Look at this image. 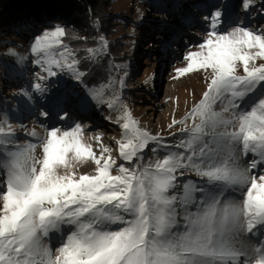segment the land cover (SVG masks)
<instances>
[{
  "label": "snow or ice",
  "instance_id": "1",
  "mask_svg": "<svg viewBox=\"0 0 264 264\" xmlns=\"http://www.w3.org/2000/svg\"><path fill=\"white\" fill-rule=\"evenodd\" d=\"M240 4L248 15L255 7L252 0ZM223 15L220 8L208 13L206 38L176 70L177 76L211 70L208 89L190 114L199 123L189 129L185 117L169 125H185L180 131L190 136L177 147L190 154L142 164L143 150L162 145L164 137L141 130L119 97L105 99L106 84L86 90L83 99L92 107L121 104L116 123L125 139L118 142L119 157L128 166L117 164L103 144L97 156L80 123L70 130L52 127L41 141L40 158L29 155L36 149L32 143L6 151L0 159L7 170L0 194V264H264V241L252 243L254 235L264 237V96L250 110L225 118L264 85V62L255 63L264 61V30L237 25L235 33L221 32ZM64 35L62 26L43 30L33 38V53L37 46H56ZM100 41L107 47L104 37ZM86 51L94 55L96 49ZM76 68L81 83L87 73L78 63ZM56 75L52 71L49 78ZM88 160L94 174H78L77 165ZM188 171L200 179L178 184ZM52 234L60 237L54 249Z\"/></svg>",
  "mask_w": 264,
  "mask_h": 264
},
{
  "label": "rangeland",
  "instance_id": "2",
  "mask_svg": "<svg viewBox=\"0 0 264 264\" xmlns=\"http://www.w3.org/2000/svg\"><path fill=\"white\" fill-rule=\"evenodd\" d=\"M182 1L188 5L182 4L179 7L175 0L172 4L173 8H169V3L164 5L160 2L151 4L142 0H113L110 13L112 24L108 27L110 41L122 43V45L120 46L121 60L114 63L116 77L107 84L111 86L104 89L105 99L119 97L123 105H126L127 110L130 111L132 119L138 122V127L141 130H146L152 135L158 134L164 137L163 142L168 143L175 136L180 135L181 127H185V125L176 124L169 128L174 120L180 121L189 117L186 127L190 128L194 122L199 123V119L196 118L194 121L190 114L208 89L211 70L208 72L194 71L180 76H177L176 70L186 66L183 57L188 51H196L198 44L206 38L208 24L205 23V17L208 13L217 8L222 9V6L227 7L223 12L221 32L235 33V26L241 25L240 22L243 18L246 21L243 26L248 27L249 30L255 31L259 22L261 24L257 27L264 30V0H252L255 7L250 10V15L245 14L240 0H201L200 2H203L201 8L197 4H193L196 0ZM219 4L221 5L219 6ZM203 9L205 12L199 15ZM145 20L149 23H144ZM55 22L54 25L61 23L60 21ZM30 27L32 28L14 31L0 30V55L10 56L9 60L1 57L2 63L0 64L1 67H6L7 71V76L0 73V140L3 141V146H0L3 149L0 159L6 158V151H23L29 143L36 145L35 152L29 155L40 158L42 155L41 141L46 137L47 132L52 127L70 130L74 124L80 123L81 119L75 120L73 116L79 112L81 116L83 113V120L92 119L94 122L98 117L99 121L106 124L105 126L99 125L102 127V130L99 129V131L106 132L108 135L103 143L111 149V157L116 160L117 164L123 163L128 166V163L119 157L118 142L125 139V130L116 123L123 112L121 104H116L113 109H109L98 103L95 104V107L86 103L83 99L84 93L94 87L83 88L80 83L76 82L80 78L75 76L72 68L71 61H74L75 58L71 49L61 47L59 43L52 48L37 46L36 52L32 51L33 38L41 34L43 30L51 31L57 26L48 28L32 24ZM63 27L67 29L65 25ZM180 29L183 31L178 34ZM192 31L194 34L191 33ZM187 37L189 42L184 41ZM144 38H147L146 41ZM179 40L183 44L184 55L171 64L174 66V73L168 86V92L164 93V85L160 89L157 80L158 63L160 60L163 61L166 55V60H168L171 57L168 56L169 53L176 52L174 50L178 46L176 42ZM146 43L148 45H145ZM12 49L14 50L10 52L9 50ZM16 50L25 52L18 55ZM105 50L106 48L103 46L101 52ZM52 61H56V63H52ZM262 62L264 61H255L257 65ZM12 66L13 68H11ZM168 66L165 64V70L168 69ZM52 71H55L57 75L49 78ZM19 72L21 74L30 73L29 81L31 82L27 84V80L23 77H16L15 75ZM243 74L242 69L238 66L237 75L242 76ZM67 80L69 81L66 82ZM121 81L124 82L123 85H121ZM260 87H264V85ZM261 96H264V89L259 97ZM167 97L169 99L166 101ZM252 103L245 108L240 105L234 112L229 111L225 114V118L232 117L234 113L238 116L241 111L250 110ZM56 106L58 107L55 108ZM221 107L220 102L214 105L215 110L221 109ZM16 109L17 111L14 113ZM44 111L48 112L47 117L42 114ZM65 111L69 112V115L67 118L61 119L60 117ZM20 113H24L26 118L15 119L16 116L19 117ZM87 114H91V116ZM106 118H112V122H114L112 126L109 125ZM235 127L238 128V123ZM93 133H96L93 129H84L83 136L85 142L91 144L92 150L99 156L101 154L99 144L92 138ZM187 134L189 138L190 133L187 132ZM129 135H131V129ZM96 151L98 152L96 153ZM176 152L190 154L186 149H180L172 144L163 146L150 143L143 150L141 163L147 165L150 161L162 160L165 155ZM31 162V159L27 161L29 167ZM86 162L93 164L95 172L94 162L91 160ZM85 163L77 165V173L81 175L94 174L79 171V167ZM258 172V169L252 170V174ZM190 173L192 172H185V176ZM6 174L7 170L0 166V194L6 189ZM112 174L115 175L116 172L113 171ZM59 238L58 234H52L49 246L53 249L58 247ZM261 241H264V237L258 234L252 237V243L256 246H259ZM48 242L49 238H46V243Z\"/></svg>",
  "mask_w": 264,
  "mask_h": 264
},
{
  "label": "trees",
  "instance_id": "3",
  "mask_svg": "<svg viewBox=\"0 0 264 264\" xmlns=\"http://www.w3.org/2000/svg\"><path fill=\"white\" fill-rule=\"evenodd\" d=\"M112 1L113 0H0V30L14 31L23 28L30 29L32 28L30 27L32 24L48 28L65 25L67 29H65V35L61 38L62 42L60 46L69 48L73 51L75 60L71 62L74 74L77 78L81 79L76 68L77 63L81 70L86 71L87 74L82 78L80 85L87 89L96 87L99 84L107 85L116 77L114 63L121 60L120 46L122 45V43L110 41V33H108V27L112 24V18L110 17V13L112 12ZM142 1L151 4H155L156 2L169 3V8H173L174 5L172 4L175 0ZM55 21H60L61 23L54 25ZM101 37H104L107 43V47H105L106 50L102 52L101 48H103L104 45L100 41ZM144 39V41H146L147 38ZM88 48H95V54L90 55L86 51ZM13 50L14 49L9 51L12 52ZM24 52L25 51H17V54L22 55ZM1 57L6 60L10 58V56L0 55V58ZM2 58L0 59V64L2 63ZM11 68H13V66ZM163 70L164 64H162L160 60L158 63V71L163 72ZM6 72V67L0 66L1 75H6ZM15 76L23 77V79L27 80V84L31 82L29 81L30 73L21 74V72H19ZM159 79L160 77H157V80ZM68 81L69 80L66 82ZM263 89L264 87L259 86L254 93L245 98L246 103L242 104V106L245 108L251 102L257 100L260 94H262ZM220 110L221 109H218L216 111ZM16 111L17 109L14 113ZM20 117L23 119L26 118L24 113H20L19 117L16 116L15 119ZM229 118H231V116H229ZM187 128L190 129V127ZM227 130L233 131L234 128L230 125ZM235 130H238V128L235 127ZM179 134L180 135L175 136L170 143L163 142L162 145L172 144L173 146H177L181 140H187V132H180ZM2 153L3 149L0 148V155H2ZM185 177H190L194 180L200 179L195 176L194 173L187 174ZM183 180H179L178 184L186 182V179ZM179 191L178 188L177 193H179ZM189 210L193 211L194 208L190 207ZM182 215L183 213H181V216Z\"/></svg>",
  "mask_w": 264,
  "mask_h": 264
},
{
  "label": "bare ground",
  "instance_id": "4",
  "mask_svg": "<svg viewBox=\"0 0 264 264\" xmlns=\"http://www.w3.org/2000/svg\"><path fill=\"white\" fill-rule=\"evenodd\" d=\"M201 0H196V2H194L193 4H197V6H200V8H201V6L203 5L202 3L203 2H200ZM221 4H219V6H220ZM185 6H187V5H185ZM207 7V6H206ZM205 7V8H206ZM204 8V9H205ZM210 8V7H209ZM209 8H207V9H209ZM222 9V11L224 12L226 9H227V7H221ZM224 8V9H223ZM204 9L199 13V15H201V14H203L205 11H204ZM184 20V19H183ZM146 21V20H145ZM55 23H57V22H55ZM144 23H149L148 21H146V22H144ZM246 23V21L244 22V24ZM259 24H261V22H259L258 24H257V26H259ZM257 26L255 27V29L257 28ZM145 31H146V29H145ZM181 31H183V30H178V34L180 33L181 34ZM191 33H193L194 34V32L192 31ZM197 35V34H196ZM173 73H174V71H173ZM172 77H173V74H172ZM172 77H171V80H172ZM171 80L169 81V83L171 82ZM169 83L167 84V87L169 86ZM54 103V102H53ZM52 103V104H53ZM53 106H54V104H53ZM58 106H56L55 108H57ZM87 115H89V116H91V114H87ZM82 116H83V113H82ZM95 116V115H94ZM84 117H86V116H84ZM96 117V116H95ZM106 117H108V116H106ZM74 118H75V120H79L80 119V114H79V112H76L75 113V115H74ZM97 119H99L98 117H96ZM107 119V121L109 122V125H111L112 126V124L114 123V122H110V120H112V118H106ZM91 119H86L85 120V122L87 123L88 121H90ZM80 122H83V120L82 121H80ZM101 123V122H100ZM93 125H95V128H93V130H95L94 132H96L95 133V137L93 138L94 139V141L96 142V143H98L99 144V148H100V145L101 144H103L104 146H106L103 142H105L106 141V139H107V137H108V135H106L107 133L105 132V133H102L101 131L99 132V131H97V130H99V129H101L102 127L101 126H99L98 124H94L93 123ZM91 130V129H90ZM102 130V129H101ZM101 133V134H100ZM96 138H99V139H96ZM111 142V141H110ZM111 144H113L112 142H111ZM107 147V146H106ZM94 148H96V147H94ZM98 151H96V153H97ZM93 169H94V167H93V164H91V163H88V162H86L84 165H82L81 167H79V171H81V172H83V173H89V172H92V173H94V171H93Z\"/></svg>",
  "mask_w": 264,
  "mask_h": 264
},
{
  "label": "water",
  "instance_id": "5",
  "mask_svg": "<svg viewBox=\"0 0 264 264\" xmlns=\"http://www.w3.org/2000/svg\"><path fill=\"white\" fill-rule=\"evenodd\" d=\"M145 45H148L147 43Z\"/></svg>",
  "mask_w": 264,
  "mask_h": 264
},
{
  "label": "built area",
  "instance_id": "6",
  "mask_svg": "<svg viewBox=\"0 0 264 264\" xmlns=\"http://www.w3.org/2000/svg\"><path fill=\"white\" fill-rule=\"evenodd\" d=\"M166 82H167V80H166Z\"/></svg>",
  "mask_w": 264,
  "mask_h": 264
}]
</instances>
